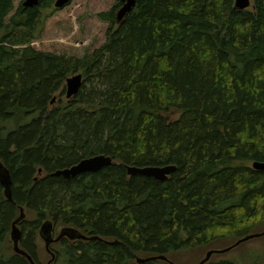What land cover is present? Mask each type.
<instances>
[{"label": "trees", "instance_id": "16d2710c", "mask_svg": "<svg viewBox=\"0 0 264 264\" xmlns=\"http://www.w3.org/2000/svg\"><path fill=\"white\" fill-rule=\"evenodd\" d=\"M53 2L13 11L0 0V164L11 179V199L0 183V264H30L6 248L21 208L20 247L35 264L45 220L88 237L60 240L63 264H179L182 255L194 264L258 234L264 0L243 10L235 0H136L120 22L116 7L99 13L106 40L82 57L30 45ZM76 73L82 85L63 103ZM97 154L113 163L52 175ZM166 164L176 169L165 181L125 168ZM218 254L204 264H236ZM147 257L157 258L137 262Z\"/></svg>", "mask_w": 264, "mask_h": 264}, {"label": "rangeland", "instance_id": "374dc122", "mask_svg": "<svg viewBox=\"0 0 264 264\" xmlns=\"http://www.w3.org/2000/svg\"><path fill=\"white\" fill-rule=\"evenodd\" d=\"M22 1L13 0V11ZM117 4L118 0H71L62 8H55L52 4L51 7L43 9L44 26L42 32L38 38L31 41L30 45L42 52H53L77 57L91 53L105 42L106 32L110 24L108 21L100 19L99 13L110 11L114 7L118 9L119 6L117 7ZM61 99L65 103L67 100L65 94ZM25 216H27V213H24V218ZM28 216L32 215L28 214ZM53 226L52 236L55 238L64 227L61 224L54 225V223ZM257 228L258 234H261L260 236L253 237L236 245L225 253L218 254L216 259L226 258L236 264H264V227L263 229L262 227ZM6 244L8 246L6 247L7 250L9 249V251L14 252L10 234L8 235V242ZM49 249L54 253V258L50 264H63V256L58 254L62 249L61 243H52ZM37 252L40 264H47L51 260V255L45 249V244L39 236V231L37 236ZM187 256L182 255L179 258V264H185Z\"/></svg>", "mask_w": 264, "mask_h": 264}, {"label": "water", "instance_id": "95a60500", "mask_svg": "<svg viewBox=\"0 0 264 264\" xmlns=\"http://www.w3.org/2000/svg\"><path fill=\"white\" fill-rule=\"evenodd\" d=\"M71 0H54L53 6L55 8H62L65 5H67ZM123 2L122 6L119 7L116 11V20L117 22H120L124 16L130 12L136 4V0H121ZM39 0H23L21 2L22 6L24 7H32L37 5ZM251 5V0H235L234 6L240 10L246 9ZM83 81V75L81 73L73 74L69 77H67L65 82V97L67 99H70L80 89ZM55 101V98L52 99L51 103ZM113 163V159L110 156L104 155V154H97L94 156L86 157L81 160H79L77 163L65 167L62 169H57L52 173V175L55 176H62L65 179H69L71 177H75L77 175L86 173V172H93L97 171L105 166H109ZM126 171L128 175H145L149 177H153L154 179L158 181H165L169 178V176L175 171L176 165L174 164H166V165H149L144 167H137V166H131V165H125ZM252 168L256 170H264V162L260 161H254L252 162ZM0 183L4 188V195L7 199H11V179L10 174L8 172V169L4 167V165L0 164ZM24 218L23 209L20 210V215L17 219H15L12 223L11 230H10V239L12 241V247L13 251L17 254L23 255L26 257V259L29 261L30 264H35L32 257L20 247V238H21V230L18 226V222ZM53 223L51 220H45L40 228H39V236L43 239L45 244V249L50 253L51 260L47 262V264H50V262L54 258V253L50 251L49 247L50 244L54 241L60 240L63 236H68L70 239L74 238H88L81 234L78 230L74 228H63L61 229L59 235L57 237H53ZM261 234H250L247 235L241 239H239L235 245L240 244L241 242H244L246 240H249L253 237L260 236ZM90 238V237H89ZM230 248L216 250L211 249L206 252L203 259L198 261L194 264H204L206 261L209 260L212 254L214 253H223L228 251ZM159 258L165 259L164 256H158ZM157 257H147V258H137V262H145L147 260H152Z\"/></svg>", "mask_w": 264, "mask_h": 264}, {"label": "flooded vegetation", "instance_id": "af4514ba", "mask_svg": "<svg viewBox=\"0 0 264 264\" xmlns=\"http://www.w3.org/2000/svg\"><path fill=\"white\" fill-rule=\"evenodd\" d=\"M119 2L121 3V4H119V7H120V6H122L123 2H122V1H119ZM63 237H65V236H63ZM63 237H62V238H63ZM60 240H61V239H60ZM60 240H58V241H54V242H52V243L60 242ZM52 243H51V244H52Z\"/></svg>", "mask_w": 264, "mask_h": 264}, {"label": "bare ground", "instance_id": "6f19581e", "mask_svg": "<svg viewBox=\"0 0 264 264\" xmlns=\"http://www.w3.org/2000/svg\"><path fill=\"white\" fill-rule=\"evenodd\" d=\"M121 7V6H120ZM263 235V234H262ZM65 237H68V236H65ZM69 238V237H68ZM99 239V238H98Z\"/></svg>", "mask_w": 264, "mask_h": 264}]
</instances>
